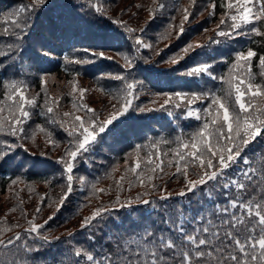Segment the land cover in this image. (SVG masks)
Listing matches in <instances>:
<instances>
[{"label":"snow or ice","instance_id":"snow-or-ice-1","mask_svg":"<svg viewBox=\"0 0 264 264\" xmlns=\"http://www.w3.org/2000/svg\"><path fill=\"white\" fill-rule=\"evenodd\" d=\"M196 6L197 0H192V7L179 6L176 0H152L147 6L148 19L139 34L127 22L107 16L103 0H80L78 4L68 0H21L3 13L0 17V83L4 88L0 98V161L8 159L18 148L27 152L23 142L35 143L38 132L55 148L62 143L56 139L55 129H59L67 137V146L57 161L61 165L60 176L44 178L49 186L57 179L64 180L58 199L41 196L40 206L32 219L27 220L29 227L7 239L0 238V264H264V54L258 55L248 47L246 51H235L231 62L227 59L238 38H264L261 27L264 0H219L222 12L212 29L213 35L203 42L189 41L164 59V49L157 45L168 40L173 32L175 39L180 40L190 31V17ZM217 6L216 0H212L207 19L215 16ZM172 12L181 15L179 24ZM41 15H47L49 22L42 26L41 35L33 39ZM84 17L110 21L130 41L127 49L118 53L124 60L120 65L123 71L96 77L97 83L105 79L118 82L115 87L100 88L115 101L111 104L112 111L101 119L99 112L84 103L87 89L79 87L73 79L69 81L68 93L73 97V111L59 113L56 109L61 97H50L43 87L47 81L40 77L44 97L40 115L45 118V125L29 129L31 110L39 106L40 94L29 98L27 83L20 78L26 67L33 66L25 51L35 45L48 48L49 40L59 39L58 32L68 31ZM157 19L161 23L156 25L158 32L153 44L143 36ZM45 31L48 36L43 35ZM170 46L171 41L165 44V48ZM144 50L154 51L161 60L144 56ZM79 52L84 56L80 57ZM37 55L44 58L49 52L38 51ZM257 56L258 73L253 71ZM99 59L113 58L92 48L77 50L71 60L64 56L66 67L93 64ZM186 60L192 66L185 64L178 72L177 79L182 81L177 85L178 90L155 93L163 103L154 107L134 105L145 88L143 81L135 79V73L157 69L161 61L169 65L168 71H176V66ZM220 64H228V70L216 74ZM189 81H194L195 87L185 90L184 85ZM150 103L157 105L156 100ZM130 112H164L173 120L194 118L200 125L188 134L181 129L172 139L152 138L147 143L135 144L124 156V170L118 179L114 176L120 169L118 162L103 177H74L77 161L90 166V157L100 146L103 135ZM170 144L175 147L161 150ZM165 157L170 158L166 161ZM173 166L172 175L182 176L184 187L175 194L167 192L165 187L161 195L153 197L152 192H161L155 180L165 174V167ZM190 174L196 178L190 179ZM103 178L110 179L112 184L98 188ZM20 182L21 177L17 176L11 184ZM133 187L144 190L122 200L121 193L131 192ZM113 188L115 198L107 204L101 200L90 214L82 217L79 227L69 230L63 239L45 233L49 221L77 192L88 193L78 206L79 211L92 198L99 200ZM28 189L34 191L31 185ZM45 203L49 207L54 205V210L42 224L36 223ZM117 206L120 212L129 211L121 216ZM21 214L26 215L23 209ZM0 225H4L0 227V237L20 227L18 223L9 225L6 219ZM81 233L83 240L78 239ZM57 245L60 247L55 254L48 252Z\"/></svg>","mask_w":264,"mask_h":264},{"label":"trees","instance_id":"trees-1","mask_svg":"<svg viewBox=\"0 0 264 264\" xmlns=\"http://www.w3.org/2000/svg\"><path fill=\"white\" fill-rule=\"evenodd\" d=\"M21 0H0V17L3 13L13 7H15ZM69 3L78 4L80 0H68ZM177 4L182 7H192V0H176ZM212 0H197V6L194 7L193 15L190 17L191 25L190 31L185 33L180 40L175 39V32L168 40H162L157 45L158 48L164 49L162 57L167 59L173 53L182 48L189 41L203 42L208 36H212V29L219 22L222 9L219 7V0H216L218 6L215 16L211 19L208 18L210 9L208 5ZM137 4L145 5L144 8H137ZM152 4V0H103V6L107 9L106 15L111 16L113 19H120L129 24L130 27L139 29L144 26L145 21L148 19L147 6ZM202 13V14H201ZM171 15L176 16V24H179L181 15L177 12H172ZM48 16L41 15L37 21L36 29L33 31V39L38 35H41L42 26L48 24ZM161 21H157L149 25L147 33L143 36L145 41H150L156 44V35L158 29L157 24ZM188 25H186L187 27ZM264 30V25H261ZM208 29L207 33H204V29ZM122 30L118 29L116 25L112 24L106 19H93L92 17H84L83 20H79L68 31L64 33H57L59 39L49 40V46L45 49H40L39 45L29 46L25 51V57L30 58L32 67L25 68L24 74L20 77L27 83L26 95L31 98L34 95L40 94L38 98L39 106L32 109V119L28 122L27 127L29 129L35 128L37 125H45V118L40 115L41 107L43 105V94L41 92L42 85L40 77L46 79L47 83L43 86L47 89V93L50 97H61L58 108L56 111L59 113L73 111L72 102L73 97L68 93L71 91V85L69 81L75 79L79 87L87 89L84 96V103H87L89 107L95 109L101 114L103 119L109 112L112 111L111 104L115 103L104 92L100 91L101 87H115L118 82L109 81L107 79L97 83L96 77L107 76L109 73L117 74L123 71L120 67L124 63L122 56L118 53L125 51L130 43L121 35ZM44 36H48V33L43 32ZM247 40V41H246ZM171 41V46L165 48V44ZM100 45V47H96ZM248 47L253 48L254 51L260 54H264V38L252 37L251 40L246 38H238L234 45V50L227 54V59L231 62L235 51L244 50ZM84 48H92L95 51H104L106 55L111 56L112 60L99 59L93 64L87 65H74L66 63L64 56L68 55L71 60L76 54L77 50ZM38 51H48L49 56L40 58L37 55ZM144 56L152 57L155 60L160 61V57H156L154 51L144 50L142 53ZM79 56L83 57L84 54L79 52ZM219 58V57H218ZM192 66L191 61H184L181 65L176 66V71H168L169 65L164 64L162 61L157 65V69H153L150 72H138L135 73V79L143 81L145 88L143 92L139 94V99L134 102L135 104L145 107L158 106L159 103H163V99L157 97L155 93L169 92L172 90H178L177 85L182 81L177 79L179 71L183 70V67ZM143 67H150V65H144ZM228 70V64H220L216 67V74L225 73ZM253 71L259 72L258 69V56L253 60ZM80 74L77 75L76 73ZM259 82V78L257 79ZM201 81V84H204ZM207 86H211L210 84ZM195 82L189 81L184 85V89L194 88ZM3 84L0 83V98L3 97ZM156 100L157 105H153L150 101ZM83 114V113H78ZM179 124V128H177ZM200 125V122L195 121L194 118L188 120H173L168 117L164 112H130L126 117L121 118L120 123L111 131L103 135V140L100 146L97 147L95 153L90 157V166H86L77 161V169L74 171V177L80 175H86L89 179L95 177H103L106 170L117 162L120 165V169L114 173L116 179L120 177L124 170V156L127 152H131L135 144H144L152 138H165L172 139L175 135L179 134L182 129L185 134H188ZM57 135L56 139L62 141L59 146L53 148L51 144H47L45 136L42 133H37L35 143L31 140H25L24 147L28 149L27 152L23 148H18L13 155L4 161H0V221L7 220L9 225L18 223L19 228H13L11 232L3 234V239H7L17 231H22L29 227L27 220L32 219L35 214V210L40 206V197L47 195L52 199H58L61 189L60 185L64 183L63 179H57L49 186L45 183V177L51 178L53 175L59 177L61 165L57 163L58 158L63 155L64 149L67 146V137L59 129H55ZM175 144L162 146V151H167L168 148H174ZM40 152H44L45 155L41 156ZM143 155V153H142ZM170 157H165V160ZM89 159V157H85ZM165 174L161 177L158 176L155 183L161 186V192H152L153 197H158L162 194L166 187L167 192L178 193L184 187V179L182 176H173L175 173V167H165ZM17 176L21 177V182L15 186H12L11 181L16 179ZM190 179L196 177L190 174ZM112 184V181L108 178H103L97 184L98 188H107ZM34 189L29 192L28 186ZM12 188V191L9 189ZM144 189L140 187H133L131 192L124 191L121 193V199L128 197L129 195L135 196L137 192H141ZM18 193V196L16 195ZM116 191L113 188L111 193L102 194L97 200L91 199V203L88 206L79 208L78 206L85 201V197L88 193L77 192L73 195L65 204V207L61 209L52 221H49L45 228V233L51 237H61L69 230L77 229L79 222L83 216L90 214L91 210L97 206L102 200L104 203H108L110 199H114ZM149 197H145L148 199ZM54 205L49 207L47 203L44 204L42 211L36 216V223H43L54 210ZM15 208V211L11 209ZM21 209L26 214L22 216ZM118 209V206H117ZM129 210L125 209L118 214L124 216ZM143 212V209H140ZM136 215L135 212L132 213ZM4 225H0L3 227ZM84 233L79 234L78 239L83 240ZM60 246H54L48 249L49 253L55 254Z\"/></svg>","mask_w":264,"mask_h":264}]
</instances>
